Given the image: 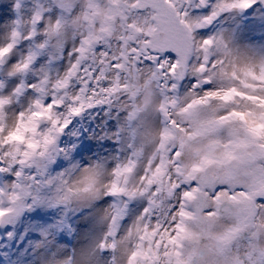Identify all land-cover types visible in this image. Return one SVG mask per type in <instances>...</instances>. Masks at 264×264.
<instances>
[{"label":"snow or ice","instance_id":"snow-or-ice-1","mask_svg":"<svg viewBox=\"0 0 264 264\" xmlns=\"http://www.w3.org/2000/svg\"><path fill=\"white\" fill-rule=\"evenodd\" d=\"M28 2L31 7L25 9V0H16L20 15L8 40L0 44V173L15 177L11 187L0 185V224L41 202L37 176H47L58 155L67 156L71 150L59 146L71 117L96 106H106L110 116L118 102L113 97L120 91L130 93L133 100L143 94L147 105L155 85L164 100L159 109L165 117L160 144L137 177L141 152L129 124L131 154L111 173L105 195L112 202L102 218L109 221L108 231L100 250L110 248L115 253L123 247L127 264H161V247L164 264H264L260 246L264 237V54L242 56L224 31L198 39L203 37L201 29L234 11L251 9L257 0ZM53 9L58 10L55 15ZM69 34L74 41L80 38V46L71 53L65 47ZM22 40L32 44L17 56ZM112 40L117 42L115 49ZM97 45L105 51L99 52ZM65 58L71 65L67 75L53 82V73L59 75L55 65ZM37 63L41 64L38 70ZM144 63L154 65V70L141 86L135 80L143 72L138 65ZM112 72L113 87L103 90V99L94 100L96 86L107 83L97 75ZM29 73L32 78H27ZM80 77L92 96L84 87L83 95L66 92L70 80ZM185 80L192 89L190 97L180 94ZM30 96L33 99L24 109ZM17 106L15 123L9 128V108ZM58 107H66V114L56 112ZM133 108L130 122L138 110L136 104ZM169 109L178 119L170 118ZM116 112L118 116L120 110ZM100 134L108 137L109 128L102 127ZM120 135L119 129L113 133L115 142ZM26 167L35 169L31 177L22 175ZM78 167L72 165L66 172ZM103 171L99 163L85 169L78 187L67 191L57 187L63 194L49 203L68 209L73 199L82 203L98 199ZM64 175L57 174L60 183H66ZM56 179L49 177L47 183ZM135 201H144L145 206L131 219L127 235L117 239ZM184 245L189 247L186 253L180 251ZM87 258L92 264L95 253H87Z\"/></svg>","mask_w":264,"mask_h":264},{"label":"rangeland","instance_id":"rangeland-1","mask_svg":"<svg viewBox=\"0 0 264 264\" xmlns=\"http://www.w3.org/2000/svg\"><path fill=\"white\" fill-rule=\"evenodd\" d=\"M45 2L47 3V0ZM98 2L101 5L107 3L104 0ZM14 5L13 0H0V25L3 29V34L0 35V44L8 40L13 21L20 15ZM30 7V2L25 0V9ZM57 12V9H53L52 14L55 15ZM27 15L28 13L25 11L23 16L26 18ZM213 27V30L208 34L215 36L224 31L231 40V46L238 49L242 56L264 54V12L260 6L254 7L253 11L245 17L238 15V11H234L230 15L219 18ZM22 30L26 31L23 28ZM206 35L203 34L202 36ZM116 43V40H112V47ZM31 44L32 41L22 40L16 49L17 56L26 52ZM66 46L67 41L65 42ZM62 64L63 61H58L59 68L62 67ZM40 67V63L35 65L36 69ZM27 78H32V73H29ZM139 81L140 75L135 82L138 83ZM137 97L141 98V102L136 104L138 110L132 119L137 123L135 127H131L136 131L135 141L138 140V132L144 130L143 136L139 138V147H136L141 152L142 157L144 141L152 128V111L150 108L151 100L145 105L144 95L141 94ZM105 109L106 106H96L72 120L60 138L61 146H67L71 150L67 156L62 154L49 165V174L55 175L64 172L71 169L72 165L87 163L89 158L95 159L97 155H106L108 151L114 149L116 142L100 134L102 127L110 129L114 125L112 118L106 114ZM129 143H133L131 136ZM72 145L75 147L72 148ZM11 178L10 174L1 173V184L6 179ZM38 195L41 199L40 203L30 209H25L19 217L0 224L2 232L0 264H39L49 254L56 255L52 251L54 240L62 244L73 243V238L79 237L77 243L86 248L95 238L96 229L84 209L72 207L65 209L63 206L49 203L52 196L47 187L39 188ZM29 202H31L30 199ZM111 202L112 197L93 201L98 206H106ZM143 206H145L144 201L133 202L124 223H130L136 212ZM61 221L64 222V225H71V227L61 226ZM98 223H102V221H98ZM82 225L83 227H81Z\"/></svg>","mask_w":264,"mask_h":264},{"label":"clouds","instance_id":"clouds-1","mask_svg":"<svg viewBox=\"0 0 264 264\" xmlns=\"http://www.w3.org/2000/svg\"><path fill=\"white\" fill-rule=\"evenodd\" d=\"M207 37H198V39H204ZM80 38L78 37L75 41L71 38V35L69 34L67 39V51L73 52L74 47L78 48L80 46L79 43ZM117 46V43L113 47L115 49ZM99 48V52H104L105 49L101 45H97ZM99 52L97 53V59H99ZM71 65L69 64V60L67 58L64 59L62 67L57 69L56 73H53L52 80L53 82L56 79H61L65 75H67V69ZM139 68L143 69V72L140 74V81L138 82L139 85H143L145 80L148 76H150L151 71L154 70V65L149 63H144L138 65ZM38 70V69H37ZM87 75L89 78H91V73L88 72ZM123 73H121V79L119 81L120 86H123L125 84V80L123 79ZM96 79H103L107 81L105 84L97 85L98 94L93 96L94 100L103 99V95L101 94L104 89L113 87V82L115 81V73H105L103 75L98 74ZM51 88V85L49 86ZM81 87L86 88L87 95L92 96V89L87 87V81L83 79V77H80L78 79L70 80L68 87L66 88V92L70 96H79L83 95L84 93L81 92ZM171 87V85H169ZM51 94V93H50ZM63 94V93H61ZM180 94L183 96L187 94L189 97L192 94V89L189 87V81L185 80L181 82L180 87ZM118 98V102L114 103L112 105V111L110 117L112 118L114 122V127H111L109 129V135L107 138L115 141V137L113 136V133L116 132L117 129L120 130L121 135L119 142L115 143L114 149L108 151L106 155H97L95 159L89 158L87 163H81L79 167L75 170H72L71 172H65V175L63 177V180L66 181V183H60V179L57 176V174L52 175L49 174L47 176L41 177L37 176V179L41 181L40 188L41 187H47L50 191V194L52 197H55L58 194H63L57 192V187L62 188L64 191H67L68 189H72L75 187H78V182L84 172L85 169L91 168L98 163L103 165L104 171L103 175L100 178V181L97 185L99 189V198L96 199L97 201L100 199H103L104 197H110L106 196L105 193L107 191L108 186L111 183L112 180V170L114 166L117 163H121L127 160L128 156L131 154L130 149L128 148L130 136H129V124L131 123L132 127H135L137 121L132 120L129 121V113L135 111L133 108V104H138L141 102L140 97H136L135 100L131 98L130 93H125L123 91L118 92L113 99L116 100ZM33 99L32 96L28 98V101L24 103L23 108L26 109L28 106V103L31 102ZM50 102V101H48ZM164 102L163 97L160 95L159 91L155 88V85H153V95L151 98V104L150 108L152 111V128L148 133V136L146 140L144 141V147H143V155L141 157V160L138 163L137 166V177L143 174V169L147 166L149 159L152 157L153 153L156 151L160 144V133L165 127L164 115L159 111L161 104ZM18 109H20V106H17L16 108H9L8 115H7V126L10 128L15 123V118ZM116 109H119V115L117 116ZM22 110V109H21ZM107 111V107L105 109ZM58 113H65L66 114V107H58L55 109ZM169 112L171 114V119H178V117L175 115L174 112H172L171 109H169ZM77 116L71 117L73 120ZM144 130L141 132H138V140L135 141V147H139V138L143 136ZM59 146L61 148L67 147V146H61V143L59 141ZM62 153L59 156H61ZM8 161H5L4 166L7 167ZM18 167V166H17ZM35 173V169H29L24 168L22 175L24 177H31ZM62 173V172H60ZM5 174H9L5 172ZM11 179H6L3 184V186L11 187L12 183L15 181L14 175H10ZM49 177L57 178L56 181L49 185L47 183V180ZM173 179H175V176L173 175ZM31 183V181H27ZM183 190V189H181ZM111 204V203H110ZM106 206H98L96 203H87V202H78L75 199L72 200L70 207L72 208H81L84 209L89 219L91 220L95 231V238L92 240V242L89 244L88 247H83L77 241L79 240V237L73 238V243H64L62 244L59 241H53L54 247L52 248V251L56 253L55 256H52L49 254V256L44 259L42 262H39V264H88V258L87 253L94 252L96 259L92 262V264H112L113 257L115 256V264H127V255H123L124 252L123 247H121L117 252L113 253L110 248H106L105 250H100V244L102 241L105 240V235L108 231V219H102L106 215V210L109 208V205ZM98 221H102V223H98ZM262 221H264V217H262ZM131 222L125 225H122L121 234L117 237V239H122L124 236L127 235V229L131 227ZM139 241H134V243H138ZM110 243V240L108 241ZM260 246L264 247V237L260 240ZM145 247H148L147 242H145ZM128 253L130 254V251L132 250V244H129L127 246ZM169 251H172L173 249L169 248ZM189 250V247L187 245L181 246L180 251L183 253H186ZM159 254L161 256V264H164V257H165V248L161 247L159 249ZM243 251L241 252V256H243Z\"/></svg>","mask_w":264,"mask_h":264},{"label":"bare ground","instance_id":"bare-ground-1","mask_svg":"<svg viewBox=\"0 0 264 264\" xmlns=\"http://www.w3.org/2000/svg\"><path fill=\"white\" fill-rule=\"evenodd\" d=\"M253 10V9H252ZM2 25H0V35H2L3 34V32H2Z\"/></svg>","mask_w":264,"mask_h":264}]
</instances>
